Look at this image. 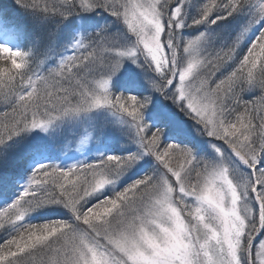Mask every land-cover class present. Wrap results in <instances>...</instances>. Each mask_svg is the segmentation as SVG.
Wrapping results in <instances>:
<instances>
[{
    "label": "snow or ice",
    "instance_id": "obj_1",
    "mask_svg": "<svg viewBox=\"0 0 264 264\" xmlns=\"http://www.w3.org/2000/svg\"><path fill=\"white\" fill-rule=\"evenodd\" d=\"M189 2L17 0L61 17L104 9L124 31L80 36L50 67L31 50L0 44V145L64 116L108 107L129 118L139 147L69 167L38 164L0 208V229L15 226L0 242V264H264V0H204L190 24ZM246 10L250 18L230 43L215 46L209 32L183 34ZM257 25L258 35L241 51ZM0 31H12L2 15ZM141 58L156 74L151 87L217 141L213 158L165 139L164 129L145 119L151 95L113 91L125 61ZM250 87L261 94L245 99ZM157 115L185 131L173 114ZM145 156L154 158L152 168L111 195L103 192ZM49 205H63L69 218L24 222Z\"/></svg>",
    "mask_w": 264,
    "mask_h": 264
},
{
    "label": "rangeland",
    "instance_id": "obj_2",
    "mask_svg": "<svg viewBox=\"0 0 264 264\" xmlns=\"http://www.w3.org/2000/svg\"><path fill=\"white\" fill-rule=\"evenodd\" d=\"M189 14V13H188ZM94 23L97 31L90 26ZM96 20V21H95ZM70 21L77 25L70 31V41L65 45L64 52L60 53L55 46L46 57L43 67L54 66L61 55H66L71 48L69 47L75 39L80 36L88 37L95 35L98 31L105 28V32L109 35L123 32L124 27L121 23L116 21L109 12L104 9H96L91 12H78L70 17ZM99 26H102L100 29ZM260 26L257 25L249 33L248 46L257 35ZM199 32L211 33L210 41L213 44V31L205 29L203 31H191L186 37L198 35ZM0 44H7L13 49H23L22 41L15 35L14 31H0ZM143 64L144 66H140ZM155 73L147 68L146 63L141 61L139 63H132L126 60L124 66L119 73L112 79V89L117 94L123 91L137 89L138 91H145L143 95H151L152 103L145 111V119L148 121L151 117L158 118V112L164 110L174 115L175 121L185 130L183 133H177L173 124L169 123V129H164V135L171 138L178 143H184V139H189L194 142L195 150L198 155L206 158H213L215 156V149L212 144L217 142L214 138L209 137L202 130V126L195 125L183 111L171 100L166 98L165 94L154 90L151 87V79L155 77ZM256 89L260 90L258 87ZM3 109L0 104V110ZM150 112V113H149ZM150 123V122H149ZM199 129V130H198ZM26 135V141L22 136ZM136 132L134 126L129 122V118L121 114L115 113L114 110L108 107H101L84 111L77 114H70L54 121L47 129L34 128L26 130L19 136L14 137L13 140L7 141L8 150H16L25 147L27 151L35 148L38 150L36 155H31L25 161L28 167L37 166L38 164H57L63 167H69L73 164L82 162H93L100 159L104 155L119 154L123 155L128 152H134L138 149L136 142ZM5 144L0 145L1 152L5 150ZM34 151V152H35ZM29 153V152H27ZM51 159V160H50ZM50 160V161H49ZM46 161V162H45ZM51 162V163H50ZM154 158L145 156L126 173H124L113 184L105 186L103 192L111 195L113 191H118L127 183L137 178L136 173H140V168H152ZM21 182V181H19ZM6 183L5 169L0 165V187L4 188ZM11 187V182L7 184ZM20 186V185H19ZM22 187V186H20ZM20 193V191H19ZM15 199V198H14ZM264 238V237H261ZM259 240L257 241V243Z\"/></svg>",
    "mask_w": 264,
    "mask_h": 264
},
{
    "label": "trees",
    "instance_id": "obj_3",
    "mask_svg": "<svg viewBox=\"0 0 264 264\" xmlns=\"http://www.w3.org/2000/svg\"><path fill=\"white\" fill-rule=\"evenodd\" d=\"M203 3L204 0H190L187 5L189 24L191 23V17L199 14ZM0 15L8 21L9 25L13 26L16 35H18V38L22 41L23 50H31L36 56L37 61L46 59L49 52L55 46H57V50L60 53L64 52V47L71 38L70 31H72L74 27L77 28V25L70 21V17L73 16V14L71 16L61 17L56 14L44 13L41 10L27 9L17 3V0H0ZM249 18L250 13L246 10L242 13L234 14L225 21H218L217 24L214 25L202 24L186 27L183 30V34L186 37L191 31L211 30L213 31L212 38L214 40V45L219 47L222 44L230 43L242 30L243 26L246 25ZM92 21L93 23L90 26L94 29L95 33L97 28H95L96 24L94 23V19ZM101 27L102 26H99L98 29ZM107 27L108 25L106 23L103 29ZM248 42L249 41L242 42L241 51L247 50ZM126 91L122 93L136 95L138 97L144 96L143 93H145V91H138L137 89L128 90L130 91L129 93ZM260 94L261 90L255 87H250L243 93L245 99H252ZM150 118L151 121L149 119L148 122L154 127H160L166 131L169 129L170 126L168 122L161 121L159 118H153L151 116ZM23 137L26 141V135ZM165 139L172 140L167 137H165ZM183 142L195 148L193 141L186 138ZM3 147L6 148L1 152L0 160H3V163H0V165L5 169L6 183L3 189L0 187V193H2L0 194V208L10 204L12 200L19 195V191H22L33 169L36 168H29L25 160L31 157L32 153L36 155L38 152V150L35 151V148L27 151V149L23 147L20 149V152H17L14 149L8 150L7 144H5V146L3 145ZM149 169V167L142 166L140 168V173H136L137 177ZM9 182H11V187L7 186ZM69 216V210L63 205H49L29 213L24 222L43 223L47 220L68 219ZM14 228L15 226L13 225H6L4 229H0V242H3V240L14 231Z\"/></svg>",
    "mask_w": 264,
    "mask_h": 264
}]
</instances>
